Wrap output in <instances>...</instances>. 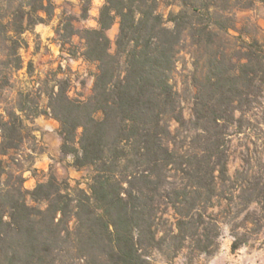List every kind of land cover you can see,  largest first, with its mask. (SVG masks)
Returning a JSON list of instances; mask_svg holds the SVG:
<instances>
[{"label": "trees", "instance_id": "trees-1", "mask_svg": "<svg viewBox=\"0 0 264 264\" xmlns=\"http://www.w3.org/2000/svg\"><path fill=\"white\" fill-rule=\"evenodd\" d=\"M78 1L84 19L92 0ZM256 3L264 0H104L97 27L82 30L66 16L55 33L83 42L79 55L96 65L92 93L73 99L56 81L42 107L32 92L5 93L23 68V35L51 18L53 0H0V264H155L153 252L191 262L218 250L225 218L232 251L264 231V180L247 160L228 172L233 130L264 95L263 45L230 33L233 9ZM183 53L188 118L173 82ZM37 116L58 123L71 166L91 170L87 190L52 173L27 190L18 160L3 159L35 145Z\"/></svg>", "mask_w": 264, "mask_h": 264}, {"label": "rangeland", "instance_id": "rangeland-1", "mask_svg": "<svg viewBox=\"0 0 264 264\" xmlns=\"http://www.w3.org/2000/svg\"><path fill=\"white\" fill-rule=\"evenodd\" d=\"M103 3L104 0H92L88 15L83 19L80 17L78 0H53L54 11L51 18L46 19L44 23L36 24L23 35L26 45L19 50L23 68L12 77L11 86L5 96L14 97L17 90L32 92L37 95L40 106L44 107L49 90L57 84L56 81H64L70 98L86 101L92 93L96 65L85 61L79 55L82 52L83 42L78 36H73L63 43L58 40L55 31L65 17L70 15L76 18L73 21L76 29L96 28L98 11ZM170 9L176 10L174 7L164 9L165 16ZM232 15L235 30H231L230 33L232 35L240 33L244 37L256 39L264 47V5L256 3L250 8L235 7ZM117 32V24L112 25L105 32L111 41V53L115 50L114 41ZM68 50H75L77 53L71 56ZM181 56L183 59L178 64L173 82L181 95L183 116L188 118L191 113L194 87L186 78L191 69L189 56L184 53ZM259 102L255 108L245 112L242 129L233 130L230 137L228 160L230 175H235L241 170L243 160H247L252 167L251 174L264 180V95ZM29 126L34 130L35 145L26 142L17 151H10L3 157L5 161H9V158L18 160L23 170L24 188L32 190L38 182L46 180L48 174L52 173L59 181H66L70 187L78 185L79 188L87 190L91 170L74 169L71 166L72 156L60 152L58 123L49 117L37 116L31 120ZM175 126V123H172V127ZM31 148L35 153H32V158L28 159L26 154H31ZM43 158L46 162L45 167H37V161ZM222 221L219 248L213 255L197 256L189 262L182 252L168 261L162 254L153 252L150 256L151 260L155 264H264V231L253 236L246 245L232 251L233 237L230 231L232 221L229 217Z\"/></svg>", "mask_w": 264, "mask_h": 264}, {"label": "crops", "instance_id": "crops-1", "mask_svg": "<svg viewBox=\"0 0 264 264\" xmlns=\"http://www.w3.org/2000/svg\"><path fill=\"white\" fill-rule=\"evenodd\" d=\"M45 165H46V162H45V160H44V158H43V159L37 161V165H36V166H37V167H42V168H44Z\"/></svg>", "mask_w": 264, "mask_h": 264}]
</instances>
